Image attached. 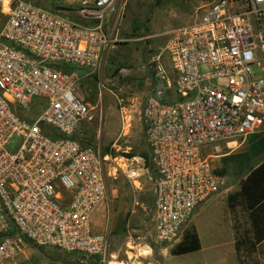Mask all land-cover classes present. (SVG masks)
I'll return each instance as SVG.
<instances>
[{
    "label": "built area",
    "instance_id": "2783aa9c",
    "mask_svg": "<svg viewBox=\"0 0 264 264\" xmlns=\"http://www.w3.org/2000/svg\"><path fill=\"white\" fill-rule=\"evenodd\" d=\"M8 1L5 12L0 0V264H23L27 246L105 257L108 234L92 221L108 198L109 156L77 136L96 119L77 70L103 88L113 43L104 28L116 0H79L70 12ZM203 9L198 27L179 31L169 49L173 76L156 63L142 112L160 246L178 243L222 188L207 150L264 129V0H212ZM29 107L40 114L20 113Z\"/></svg>",
    "mask_w": 264,
    "mask_h": 264
},
{
    "label": "rangeland",
    "instance_id": "374dc122",
    "mask_svg": "<svg viewBox=\"0 0 264 264\" xmlns=\"http://www.w3.org/2000/svg\"><path fill=\"white\" fill-rule=\"evenodd\" d=\"M59 1L63 5L62 0ZM122 1L123 10L120 11L119 17L112 20L111 23L120 37L115 38L117 41L114 40L109 47L110 50H107L109 54L107 67L114 65L113 69L109 72L110 69L104 68L103 88L100 78L96 76L93 78L91 89L81 85L79 91L81 98H84L86 103L95 108L96 112L95 121L89 123L92 125L91 136H85L83 140L85 143L93 145L101 144L103 154L109 156L106 167L108 198L104 207L95 214L92 221L95 232L102 234L107 232L108 234L107 255L88 258L61 253L50 248L27 246L18 261L19 263L144 264L149 262L147 255H144L147 250L135 248L134 245L128 244L129 240H151L152 244L159 249L166 247L158 245L155 241V189L151 179L150 150L142 121V112L148 98L145 93V82L131 80L127 77L128 73L123 72V69L129 70L136 66V63L133 64L128 56L133 54L137 48V44L133 43V40L136 39L134 35L136 31H132V27H139L137 23L139 19L145 23L146 27L154 23L155 26L161 28L162 32L170 28L192 27L194 22L196 23L195 18L198 16L200 18L204 12L203 8L209 5L212 0ZM57 3L58 1H56ZM182 7L186 8V12H181ZM4 10L7 12V7ZM118 11L117 8L114 16H117ZM5 12L0 5V30L7 18ZM124 31L127 32L126 36H124ZM151 32V29L146 28L145 35L151 37L153 35ZM132 33L133 35L130 36ZM163 38L143 42L146 45L144 44L145 46L143 45L141 49H144L146 53L142 65H148V59L151 57L149 56L150 52L163 51L168 41L165 37ZM149 47L150 49H148ZM152 64L154 63L150 65L152 66ZM150 65L147 67H150L153 72ZM19 110L22 115L28 112L29 114L26 115L28 119L31 115L38 116L40 114V112H33L34 110L30 107L25 112L22 111L23 109ZM263 136L264 134L253 135L247 139H240L237 140L238 144L224 142L207 150V154L210 153L215 157L213 159L215 170L223 179V185L218 195L236 194V190L250 169L264 160V152L262 154L251 152L252 145L258 144ZM18 144L19 141L14 139L9 147L15 149ZM226 156L231 158L227 164L222 162ZM216 204L215 202L210 204L208 211H202L199 218L193 219V222L200 219L203 250L175 258L173 264H200L198 261L202 262L203 260L208 264H237L235 254H231L225 240L219 236L226 231V227L220 216L216 214ZM201 219L204 220L201 222ZM241 222L237 221V227H241L240 231L243 234L246 227ZM193 227L194 225L190 223L186 231ZM184 234L178 243L169 247L172 249L181 243ZM238 243L241 245L243 240H238ZM243 249L244 247L241 248V250ZM262 253L264 255V250ZM239 262V264H264V256L259 259L258 254L243 251Z\"/></svg>",
    "mask_w": 264,
    "mask_h": 264
},
{
    "label": "crops",
    "instance_id": "0c3cea01",
    "mask_svg": "<svg viewBox=\"0 0 264 264\" xmlns=\"http://www.w3.org/2000/svg\"><path fill=\"white\" fill-rule=\"evenodd\" d=\"M20 1H24V2H31L34 3L35 5H38L40 7H43L47 10L50 11H57V10H64L67 12L70 11H75L76 9L79 8V0H62L63 5H61L59 0H20ZM56 1H58V3L56 4ZM181 4V3H180ZM123 1L122 0H116L113 7L108 11V15H107V19L105 22V28L104 31L105 33L112 38L113 42L115 40V38H119L120 34L116 33V29L115 27L113 28V24L112 20L116 19L117 17H119V13L120 11L123 10ZM119 9L117 16H114L115 10ZM177 8V7H176ZM181 12H186V8L180 9ZM76 21L81 22V23H86L88 25H91L93 23L91 22H86L84 20H81L78 16H74V18ZM196 23L194 22V25L192 27H182V28H170L169 30H165V32L161 31V28H158L157 26L153 24H150V26L147 25V27L145 26V23L142 20H138L137 23L139 24V27H132V31H136V33H134L136 39L133 40V43L137 44V48L136 50L133 52V54L131 53L128 58L129 60L132 61L133 64L136 63V66L129 69V70H125L123 69L124 73H128V76L131 80L134 81H143L145 82V93L146 96H151L155 90V87L157 86V82H156V63H159L163 69L166 71V73L169 75V77L173 76V56L172 53L170 52V48L172 46L175 45L176 41H177V36L179 34V31L183 30V29H193L198 27L199 25V20L197 18H195ZM140 25H142V28H140ZM144 26V27H143ZM146 28L148 30H152L151 37L150 36H146L145 31ZM160 31V32H158ZM127 35V32L124 31V36ZM132 34H130V36H132ZM163 37H165L166 39H168L166 47H164L163 51L159 52V53H151L149 54V63L148 65H142V61L144 60V54L146 53V51L143 49H141L143 47V45L146 43H143L146 40H151V39H155V38H160V39H164ZM117 41V40H115ZM152 41V40H151ZM131 42V41H128ZM130 44V43H127ZM144 45V46H145ZM150 46V44H149ZM150 49V47L148 48ZM110 50V49H109ZM152 51V50H150ZM132 52V51H131ZM149 52V51H148ZM152 54V55H151ZM133 55V56H132ZM108 57L109 54L106 51L105 55H104V64H103V70L104 68L106 69H110L109 72L113 69L112 65L111 67H107V65L109 64L108 61ZM151 63L152 66L150 65ZM151 66L153 69V72H151L150 67L147 66ZM78 75L81 78V82H80V86H79V91L81 88V85H85L87 86V88L91 89V85H92V81H93V76H88L87 72L84 70H77ZM123 74V73H122ZM131 75V76H130ZM126 77V76H125ZM141 79V80H140ZM80 95V93H79ZM84 99V98H83ZM85 101V99H84ZM89 104V103H88ZM90 105V104H89ZM91 129H92V125H90L89 123L85 122L83 123L80 128L78 129V138L83 140L85 139V136L89 137L91 136ZM264 134V129L259 132L258 134L255 135H261ZM253 136V135H252ZM236 142H234L233 144H235ZM238 144V143H237ZM101 145V144H100ZM215 157L213 156V159ZM231 160L230 156H226L223 158L222 162H224L225 164L229 163V161ZM213 161V160H212ZM264 162V160L262 162H260L258 165H256L255 167H258L259 165H261ZM214 166V163H213ZM254 167V168H255ZM215 169V166H214ZM215 173L218 175V172ZM219 176V175H218ZM220 177V176H219ZM247 177V176H246ZM245 177V178H246ZM222 178V177H220ZM244 178V179H245ZM241 191V185L238 188V190H236V194H238ZM233 194V195H236ZM231 195H215L214 197H212L210 200H208L207 202H205L204 204H202L201 206H199L197 208V210L195 211V214L191 220V223L194 225V228L197 230V233L199 235L200 241H201V250H203L202 248V233L200 230V223L199 220H197L196 222H193L194 218H199L200 214L202 213V211H208L209 209V205L212 203H217L216 204V214H218L221 218V221L223 222V224L226 227V231L222 234H219V236H221L222 240H225V243L228 245V247L231 250V254H235L236 256V260H237V264H239V253L237 250V245H238V240H255V232H254V226L257 227L258 230H260V237L262 236L261 240H264V215L260 214L262 217L261 220L259 221V223L257 222L255 225V222L252 221L251 219V213L247 210H245L242 206H238L236 209H232L229 206V197ZM207 218V217H206ZM204 219H201V222ZM237 221L244 223V227H246V230L244 231L243 234H241V227H237ZM128 244L134 245L135 248H141V249H146L147 251H145L147 255V260L149 259L148 263H144V264H173V261L175 258H178V256H172L171 255V247H163L161 249H159L158 247H155L151 240H129ZM264 250V241L258 246L257 248V253H253L255 255H259V259H262V251ZM198 251V252H200ZM196 252V253H198ZM131 253V252H128ZM243 253V252H242ZM134 254V253H131ZM195 254V253H193ZM154 258H151V257ZM181 257V256H180ZM198 263L200 264H208V262H206L205 260L198 261Z\"/></svg>",
    "mask_w": 264,
    "mask_h": 264
},
{
    "label": "trees",
    "instance_id": "16d2710c",
    "mask_svg": "<svg viewBox=\"0 0 264 264\" xmlns=\"http://www.w3.org/2000/svg\"><path fill=\"white\" fill-rule=\"evenodd\" d=\"M252 151L256 154L264 152V136L258 144L252 145ZM229 206L232 209L242 206L251 213V219L255 222V225L257 222L259 223L262 218L260 214L264 215V162L258 167L250 169L247 177L241 182V191L229 197ZM259 231L254 226L255 240H243L241 245L238 243L237 250L239 256L242 255L243 251L257 253L258 246L264 241L261 240L262 236L260 237ZM243 247L245 250H241ZM200 250L201 241L197 230L193 227L191 230L185 232L182 242L171 249V255L180 257L196 253Z\"/></svg>",
    "mask_w": 264,
    "mask_h": 264
},
{
    "label": "bare ground",
    "instance_id": "6f19581e",
    "mask_svg": "<svg viewBox=\"0 0 264 264\" xmlns=\"http://www.w3.org/2000/svg\"><path fill=\"white\" fill-rule=\"evenodd\" d=\"M8 0H4V5H5V7H7V5H8Z\"/></svg>",
    "mask_w": 264,
    "mask_h": 264
}]
</instances>
